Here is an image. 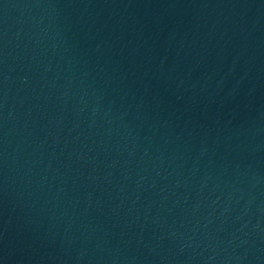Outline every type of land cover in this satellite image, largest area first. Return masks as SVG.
Returning a JSON list of instances; mask_svg holds the SVG:
<instances>
[{
    "label": "water",
    "instance_id": "95a60500",
    "mask_svg": "<svg viewBox=\"0 0 264 264\" xmlns=\"http://www.w3.org/2000/svg\"><path fill=\"white\" fill-rule=\"evenodd\" d=\"M0 264H264V0H0Z\"/></svg>",
    "mask_w": 264,
    "mask_h": 264
}]
</instances>
